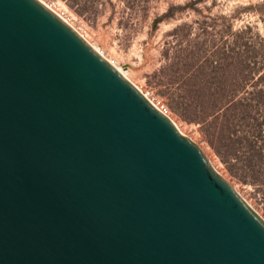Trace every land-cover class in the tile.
I'll return each instance as SVG.
<instances>
[{
	"label": "water",
	"instance_id": "obj_1",
	"mask_svg": "<svg viewBox=\"0 0 264 264\" xmlns=\"http://www.w3.org/2000/svg\"><path fill=\"white\" fill-rule=\"evenodd\" d=\"M0 264H264V219L40 0H0Z\"/></svg>",
	"mask_w": 264,
	"mask_h": 264
},
{
	"label": "rangeland",
	"instance_id": "obj_2",
	"mask_svg": "<svg viewBox=\"0 0 264 264\" xmlns=\"http://www.w3.org/2000/svg\"><path fill=\"white\" fill-rule=\"evenodd\" d=\"M86 36L264 219V0H42Z\"/></svg>",
	"mask_w": 264,
	"mask_h": 264
},
{
	"label": "bare ground",
	"instance_id": "obj_3",
	"mask_svg": "<svg viewBox=\"0 0 264 264\" xmlns=\"http://www.w3.org/2000/svg\"><path fill=\"white\" fill-rule=\"evenodd\" d=\"M42 3H44L42 0H40ZM45 5H47L46 3H44ZM50 9H52L56 14H58L60 17H61V15L56 11V10H54L53 8H51L49 5H47ZM63 18V17H62ZM64 19V18H63ZM67 23H68V21L66 20V19H64ZM69 25H71L70 23H68ZM72 26V25H71ZM73 27V26H72ZM74 28V27H73ZM75 30H76V28H74ZM79 33V32H78ZM85 40H87V42H89L100 54H102L103 56H105L104 54H103V52H101V51H99V49H97V47L94 45V44H92L89 40H88V38H86V36H84V35H82L81 33H79ZM111 62V61H110ZM115 66V65H114ZM129 81H131L132 82V79H131V77H129L127 74H125V73H123V71H121V69L119 68V67H117V66H115ZM133 83V82H132ZM134 85H135V83H133ZM140 91H141V89L137 86V85H135ZM142 92V91H141ZM143 93V92H142ZM144 94V93H143ZM146 96H148V95H146ZM152 102V101H151ZM177 126V125H176ZM181 131V130H180ZM182 132V131H181ZM183 133V132H182ZM210 161H211V163L213 164V166L218 170V168L215 166V164H214V161L213 160H211L210 159ZM219 171V170H218Z\"/></svg>",
	"mask_w": 264,
	"mask_h": 264
},
{
	"label": "built area",
	"instance_id": "obj_4",
	"mask_svg": "<svg viewBox=\"0 0 264 264\" xmlns=\"http://www.w3.org/2000/svg\"><path fill=\"white\" fill-rule=\"evenodd\" d=\"M158 108L163 112V113H167V111H166V109H165V106H163V105H160V106H158Z\"/></svg>",
	"mask_w": 264,
	"mask_h": 264
}]
</instances>
